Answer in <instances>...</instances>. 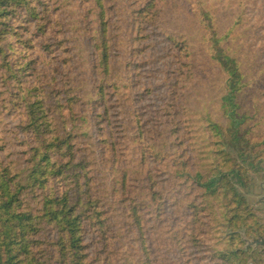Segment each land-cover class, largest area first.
Wrapping results in <instances>:
<instances>
[{
	"label": "trees",
	"instance_id": "trees-1",
	"mask_svg": "<svg viewBox=\"0 0 264 264\" xmlns=\"http://www.w3.org/2000/svg\"><path fill=\"white\" fill-rule=\"evenodd\" d=\"M257 30L262 42L264 0H0V264H223L217 128L243 113L248 137L264 136V110L228 81L211 124L185 85L198 69L223 81L220 43L248 64ZM132 234L170 247L128 261Z\"/></svg>",
	"mask_w": 264,
	"mask_h": 264
},
{
	"label": "rangeland",
	"instance_id": "rangeland-1",
	"mask_svg": "<svg viewBox=\"0 0 264 264\" xmlns=\"http://www.w3.org/2000/svg\"><path fill=\"white\" fill-rule=\"evenodd\" d=\"M245 11V10H244ZM245 14L248 16L251 14L249 10L245 12ZM217 29H220V26H217ZM260 34L261 31L257 30L254 33H252V40L247 44L250 45L251 48L246 47L244 50L248 49V64L245 63V65L242 64H229V58L228 56L231 55L233 56L234 54H238V50L234 49V46H232L230 43H233L232 40H229L230 43H220L217 46H214L212 48V51L214 54L218 55L220 58V61L228 66V69L224 72V76L221 75L223 78V81L221 83H218L217 81H212L211 78L207 77V74L210 73L211 77L213 76L211 72H209V69H198V74L195 79L194 83H187L185 85L186 89L190 88V94L189 96V102L190 103V109L192 111H196L199 114V119H203L204 117H207L208 119L211 120V124L216 123L217 118L215 114V109H219V102L218 98L222 95H224L225 92H223V84H227L228 81L232 82L236 86L237 89L242 90L240 93L242 94L239 99V102H243L245 104L256 102V99H260V105L261 108L264 110V99L261 98L264 95V70L259 73L255 71V67L257 66H263L264 67V39L261 42L260 41ZM222 46V47H221ZM228 59H227V58ZM239 70H242V75L239 76ZM257 75H260L258 79L255 82H250L251 78L257 77ZM201 87V88H200ZM4 88L0 85V100L6 96L4 92ZM187 95V93H185ZM242 103V104H243ZM192 104V105H191ZM189 105V104H188ZM239 108H236L237 110ZM232 119L242 121L238 125L243 127L247 120L249 119L245 114L241 113L239 116H235ZM233 122V121H232ZM235 124V123H234ZM233 127H237L236 125H233ZM232 127V129H233ZM239 130V136L245 138L249 142H255V144L250 145L251 148L258 147L262 148L264 150V136H255L254 138L248 137V128H241ZM228 131L225 129L223 133L220 132V129L217 128V132L219 133V139L216 140V146L212 148L213 153L218 154V157L225 159V171L223 173H226L229 171L232 166L231 163L233 162L230 158L229 155L225 152V148L223 149L221 147V142L225 138H229ZM220 141V142H218ZM226 159L229 160V164L227 165ZM212 176H216L217 174L221 173V170H219L216 166L212 167ZM225 184L228 185L230 188V198L226 201L224 207V213L222 216H220L221 210H217V204L216 203H211V206L214 208L215 211V220L211 224V227H214L215 230L217 231L215 236H212L210 239V242H213L215 239L218 241V247H217V253H220L221 255H224L221 253L222 250V240L219 237L220 232L219 230L222 228V225L224 224V220H230L235 214H237L240 209L238 208V203L235 201L234 193L232 190V186L229 184L227 181V178L225 176ZM264 198H261L258 202V205H255V203H252L253 206V211L260 210L262 215L260 216V219L262 223H264ZM234 210L232 213L231 210ZM170 210L169 208H166L163 212L162 216V222H163V232H166L168 229H171L172 231L177 230V225L176 222H169L165 223V218L164 215L169 213ZM152 225V221H148L145 224L146 228H150ZM181 237V235L179 236ZM147 238V243L148 245L143 249L140 239L138 235L132 234L128 241L125 243V250L126 254L128 255V261H143L142 258L140 257V254L147 252L152 258L155 259H160L164 252L170 247V240L168 239V235L164 236L162 239L157 236V235H149ZM183 240L186 241L187 238L183 237ZM248 247V243L245 245ZM182 247H185L182 246ZM187 251H185L186 254H189L193 251L194 247L189 246ZM180 259H183V255H179ZM229 259V260H226ZM225 260H223V264H232L233 260H231L230 257H227Z\"/></svg>",
	"mask_w": 264,
	"mask_h": 264
},
{
	"label": "flooded vegetation",
	"instance_id": "flooded-vegetation-1",
	"mask_svg": "<svg viewBox=\"0 0 264 264\" xmlns=\"http://www.w3.org/2000/svg\"><path fill=\"white\" fill-rule=\"evenodd\" d=\"M232 121L237 127L228 131L229 138L223 139L221 147L233 161L225 174L240 211L230 220H224L219 230L221 253L230 257L232 264H264V223L259 216L262 213L254 212L252 206L264 198V150L251 148L255 142L239 136L241 119Z\"/></svg>",
	"mask_w": 264,
	"mask_h": 264
}]
</instances>
